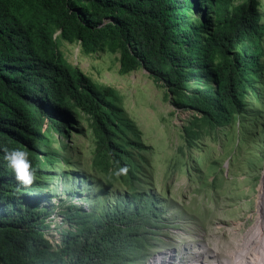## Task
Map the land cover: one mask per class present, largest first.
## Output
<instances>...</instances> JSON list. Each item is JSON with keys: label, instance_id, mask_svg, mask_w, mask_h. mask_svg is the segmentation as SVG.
<instances>
[{"label": "trees", "instance_id": "trees-1", "mask_svg": "<svg viewBox=\"0 0 264 264\" xmlns=\"http://www.w3.org/2000/svg\"><path fill=\"white\" fill-rule=\"evenodd\" d=\"M21 1L29 2L35 21L20 19ZM228 2L217 0L218 23L201 39L189 21L192 0H0V264H124L141 245L142 222L157 215L146 211L143 218L120 202L108 213L78 209L54 250L41 237L44 217L29 196L39 181L37 144H48L44 126L68 128L69 104L90 117L100 149L118 169L127 167L131 150L146 147L117 91L64 62L50 23L40 16L85 52L117 40L122 73L143 67L182 96L180 103L222 125L241 112L264 56L258 1L233 10ZM190 78L201 87L185 95L181 88ZM15 147L26 150L36 167L30 184L19 181L4 159Z\"/></svg>", "mask_w": 264, "mask_h": 264}, {"label": "rangeland", "instance_id": "rangeland-1", "mask_svg": "<svg viewBox=\"0 0 264 264\" xmlns=\"http://www.w3.org/2000/svg\"><path fill=\"white\" fill-rule=\"evenodd\" d=\"M244 1L230 0L228 10ZM257 1L264 54V0ZM216 8L217 0H192L188 16L199 38L216 27ZM20 12L24 23L37 19L31 18L28 1H21ZM40 19L50 23L51 40L64 62L117 91L146 147L131 150L127 167L118 169L100 149L90 117L70 104L68 128L43 127L48 144H37L39 181L29 196L43 214L46 227L40 235L51 250L61 244V232L72 228L76 210L108 213L118 202L133 205L143 218L146 211L157 212L142 222L141 245L124 264H148L169 249L177 255L174 260L187 264L198 246L208 260L213 250L217 259L232 251L237 257L255 244L264 223L256 201L264 178V56L250 77L253 90L244 96L241 112L217 125L180 103L182 96L171 94L167 82L143 67L122 73L117 40L85 52L79 41L60 38L51 18ZM199 84L190 78L181 90L186 95Z\"/></svg>", "mask_w": 264, "mask_h": 264}, {"label": "bare ground", "instance_id": "bare-ground-1", "mask_svg": "<svg viewBox=\"0 0 264 264\" xmlns=\"http://www.w3.org/2000/svg\"><path fill=\"white\" fill-rule=\"evenodd\" d=\"M259 195L258 199V210L261 213V222H264V178L262 180L261 186H259ZM262 232L258 234V237L255 241V244L247 247L245 250L239 252V255L235 257L234 253L229 252L228 255H225L222 259L216 258V252L211 251L210 258L211 261L208 264H264V223L262 225ZM257 249V250H255ZM249 250L254 252L249 253ZM203 247L198 246L195 250V256H203ZM174 252L172 250H166L163 253H160L156 258L151 259L148 264H176L173 259Z\"/></svg>", "mask_w": 264, "mask_h": 264}, {"label": "clouds", "instance_id": "clouds-1", "mask_svg": "<svg viewBox=\"0 0 264 264\" xmlns=\"http://www.w3.org/2000/svg\"><path fill=\"white\" fill-rule=\"evenodd\" d=\"M4 159L7 161L8 166L14 171L16 178L24 184H30L35 177L36 167L32 164L29 157V153L20 147L11 148L4 153ZM197 250V249H195ZM194 250V251H195ZM193 256L187 264H208L211 260H208L204 256ZM177 255H173L175 259ZM193 258V259H192ZM176 264H185L177 260H174Z\"/></svg>", "mask_w": 264, "mask_h": 264}]
</instances>
